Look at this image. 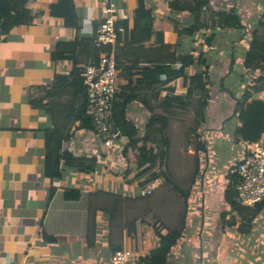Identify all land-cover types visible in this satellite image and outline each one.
Here are the masks:
<instances>
[{
	"label": "crops",
	"instance_id": "crops-1",
	"mask_svg": "<svg viewBox=\"0 0 264 264\" xmlns=\"http://www.w3.org/2000/svg\"><path fill=\"white\" fill-rule=\"evenodd\" d=\"M7 1L26 4L31 20L15 23L0 39V264H110L111 254L121 248L146 257L158 247V231L163 234L176 229H181L182 236L171 248L165 264H264V207L253 220L251 230L241 234L240 218L225 198L230 170L244 158L246 146L259 145L264 149V93L253 94L240 120L233 115L234 98L254 78V73L246 68L245 56L250 47V27L264 1L208 0L214 10H234L242 27L221 31L206 28L192 34L198 43L196 54L203 52L209 63L212 81L208 86L205 124L199 131L203 151L195 155L192 150L187 131L189 104L178 102V98H189V75L201 67L187 66L182 76L168 82L172 91L162 90L158 96V102L170 96L175 110L186 113L184 120L168 119L167 167L172 178V168L179 166L173 162V153L178 150L173 141L177 136L184 141L185 151L180 152L185 158L189 155L192 162L190 176L184 182L189 196L186 201L180 197L182 210L172 207L171 201L167 203L169 212L157 211L159 217L153 214L154 206L146 207L145 200L149 198L150 202L165 184L141 197L135 184L126 183L124 170L135 167L134 153L127 149L125 155L127 136L113 132L112 145L104 146L95 131L82 128L76 116L82 102L80 91L75 90L77 86L62 85L60 93L45 96L55 78L68 77L72 67L68 61H53L51 51L59 42L94 35V24L101 17L100 0ZM173 1L114 0L115 23L122 24L115 46L120 67L131 61L126 47L130 34L145 43L158 44L162 40L163 44L173 45L181 39L189 45V35L178 36L181 26L192 22L189 0L172 5ZM70 15L75 17L79 29L66 25L73 22L68 19ZM211 35L214 38L210 46L200 44ZM144 47L142 57L153 61L157 52L155 57L169 64L170 71L177 75V47ZM127 53L128 60L123 63L122 57ZM232 58L235 62L231 66ZM120 71L117 70V84L122 87L127 84V74ZM165 79L166 75L161 74L160 80ZM136 82L139 90H135L137 96L126 106V120L136 126L138 136H143L151 116L141 97H149L151 92L143 90L141 78ZM174 123H178V129ZM238 126L241 135L237 133ZM158 127L153 128L152 136ZM54 128L68 136L58 154H68L73 161L69 165L63 160L60 176L51 179L44 175L45 134ZM196 163L198 171L192 176ZM180 166L186 168V160ZM135 219L143 222L141 240L136 244L133 237L137 240L139 229L136 237L131 233L132 237L126 226ZM246 249L249 256L241 255Z\"/></svg>",
	"mask_w": 264,
	"mask_h": 264
},
{
	"label": "trees",
	"instance_id": "trees-1",
	"mask_svg": "<svg viewBox=\"0 0 264 264\" xmlns=\"http://www.w3.org/2000/svg\"><path fill=\"white\" fill-rule=\"evenodd\" d=\"M22 1L25 2L27 0ZM178 1L179 0H174L172 5ZM259 2L262 3L261 0ZM19 3L20 2L18 1L15 2V4H10L7 0H0V39L3 35L8 33L15 23L30 22L31 17L25 9L26 4ZM188 4L192 22L188 26H181L178 30V36L181 37L183 35H189V45H185L186 42L181 39H178L173 45L163 44L162 40L160 43L158 42L159 45L154 42L145 43L143 39L140 41L134 40L132 34H130L126 47L129 50L128 53L132 57L130 59L131 61L129 60L130 62L125 64L123 67L119 66L120 63L118 59V49L115 47L116 44L113 48L117 63V70H121L120 73H122V75L127 74V84L120 87L117 84L118 79L116 80V92L112 108L113 126L110 130V134L119 131V133L125 134V137L127 136L128 143L125 148V155L127 149H130L134 153L133 157L135 167L129 166L123 173L124 177L127 178L126 183L129 185L135 184L138 194L141 197L149 196L156 190L157 187L150 193L145 195L141 194L143 190H145L157 179L162 180L161 185H169L171 189L175 193H178L185 201L189 196V187L184 189L179 186L178 184L180 183L172 178V175L167 167L169 140L166 129L168 126V119H180L182 117L184 120L186 113L180 110H175L170 96L165 97L159 102L157 99L162 90H166V92L172 91V88L167 86L168 82L175 79V77L178 78L182 76L184 74V69L187 66L194 68L196 66L201 67L200 71L189 75V84L187 87V95H189V98H178V102H187L189 104V109H191V122L190 125L187 126V131L189 133L188 140L189 144L192 145V150L195 155L203 151L204 143L200 137L199 131L205 124L206 108L210 97L208 86L212 81L208 73L209 63L207 59L204 58L203 52L196 54L197 51L195 45L198 43L195 39H192V34L206 28L221 31L224 29H239L242 27L240 17L236 12H234V10H229L227 12L214 10L209 6L208 0H189ZM68 19L73 20V22H67L66 25L71 26L76 30L79 29L78 23L75 21V17L73 15H70ZM207 23H209V26H207ZM98 25L99 21L94 24V32L98 28ZM119 25L122 26V24H118V22L114 23L118 32ZM123 27H125L124 24ZM135 28L136 24L133 29ZM145 29L148 30L149 26H146ZM249 33L251 37L250 47L246 51L245 65L249 73H254V78L252 79L253 81L251 84H247L245 86L241 95L234 98L235 102L233 105V115L239 120L247 102L253 94L260 92L264 93V72H262L264 71V7L260 11V14L254 21L253 25L250 27ZM213 38L214 35L206 37L205 42H200V44L210 46ZM152 44L158 46V48L163 47L167 50L177 47L178 54L175 56L174 62L176 61L179 63L180 68L176 76H174V74L170 71L169 64L165 65L162 59L155 57L157 52L153 55V61H150L149 57H142V51H145L144 46H150ZM185 47H189V49H186ZM110 49V46L96 47L93 35L91 37L76 38L73 41L59 42L50 53V58L53 61H68L71 63L72 67L69 73L70 78L69 76H57L53 85L46 89L45 96L50 98L53 94L60 93L58 92V89L60 90L62 85L65 87L77 86L75 90L80 91L79 93H81L80 98L82 102L76 116L79 119L80 126L82 128L90 129L92 131H94L93 124L86 114V88L83 84L81 71L85 65L97 62L100 54L109 52ZM156 51H158V49ZM128 53L122 57L123 63H126V60H128ZM234 62L235 59L232 58L230 60V65L232 66ZM161 74H165L167 79L160 80ZM137 78H141L144 86L143 90L151 92L149 97H147L146 94L141 97L142 102L144 103L146 109L150 112L151 116L144 127L143 136H138L136 126L126 120V106L134 96H137L135 90H139V86L136 84ZM152 100L154 101L153 104ZM159 109H161L162 112H158ZM53 113L54 116L55 111ZM157 125H159L156 129L157 132L155 133V136H152L153 128H156ZM237 131V133L241 135L242 130L239 126ZM45 136L44 161L46 167L44 175L47 178L53 179L60 176V165L63 160L69 165H71L70 163L73 160L68 154H63L61 156L58 154L62 141L68 138L66 134H63L58 131V129L54 128L48 131ZM139 142L141 143L139 144ZM160 145L163 146L161 150ZM157 163L158 165L156 166ZM139 164L140 167H138ZM197 171L198 167L196 163L192 176H194ZM236 179V175L230 174L229 186L226 188L225 198L230 208L240 218L241 223L238 226V231L241 234H246L251 230L255 217L264 207V199L258 204H255L253 207L240 206L235 200L234 187ZM142 223L143 222L140 219H135L126 225L128 233H130L132 237L133 235L131 233H133L136 237V229H139L137 240L133 237L135 244L141 240L140 227ZM157 224L158 226L163 227L162 223L159 221H157ZM181 233V229L166 231L163 234L158 231V247L153 249L148 256H144L145 264H165L171 248L181 238ZM132 249L137 250L138 248L132 247Z\"/></svg>",
	"mask_w": 264,
	"mask_h": 264
},
{
	"label": "built area",
	"instance_id": "built-area-1",
	"mask_svg": "<svg viewBox=\"0 0 264 264\" xmlns=\"http://www.w3.org/2000/svg\"><path fill=\"white\" fill-rule=\"evenodd\" d=\"M100 19L94 32L96 47L110 46L109 52L101 53L95 63H89L81 71L86 88V114L90 118L99 141L104 146L112 145L115 135L110 134L113 126L112 108L116 92L117 63L114 46L120 37L114 26L116 5L114 0H100ZM236 175L235 200L243 207H253L264 199V149L259 145L246 146L244 158L231 170ZM162 183L155 180L142 195L150 193ZM110 264H145L144 256L138 252L121 248L110 256Z\"/></svg>",
	"mask_w": 264,
	"mask_h": 264
},
{
	"label": "rangeland",
	"instance_id": "rangeland-1",
	"mask_svg": "<svg viewBox=\"0 0 264 264\" xmlns=\"http://www.w3.org/2000/svg\"><path fill=\"white\" fill-rule=\"evenodd\" d=\"M251 74V73H250ZM189 121H188V125H190L191 122V109H189ZM175 128H179L178 127V123H174ZM229 127L226 129L228 130ZM178 133V130L177 132ZM176 142V146H174L175 148H177V152L173 153V162H176V164H178L179 166L172 168L173 171V175H174V180L177 181L179 186H181L182 188L186 189L187 185H184V182L186 180H188L189 176H190V172H189V167H191L192 162H189V155L187 156V158H185V154H183L182 152H184L185 150H183L184 148V141L181 139V137L177 136L176 138H174V141ZM182 151V152H180ZM186 160L187 162V167H181L180 164L182 161ZM191 171V168H190ZM161 185V184H160ZM159 185V186H160ZM163 185V184H162ZM161 185V186H162ZM158 188V187H157ZM152 200H150L149 202V198L147 200H145L146 203V207L147 208H151V206H154V209L156 212H154L153 214L156 215L157 217L160 216V213H158L157 211H164L165 212H169L168 211V205L167 203H170L171 201H173L172 203V207L174 208H179L180 210H182L183 208V202L182 199L180 198L178 193H175L171 187L169 185H163L161 187V189L157 190L156 193H154V196H151ZM157 208V209H156ZM264 216V215H263ZM189 220V217H188ZM262 226L264 225V219L261 220ZM262 240L261 242L264 244V228H262ZM261 250L257 251L260 252ZM233 252L237 253V249H234ZM245 253V254H244ZM241 255L245 256H249V250L246 249L244 252L240 253ZM261 256V255H259Z\"/></svg>",
	"mask_w": 264,
	"mask_h": 264
}]
</instances>
